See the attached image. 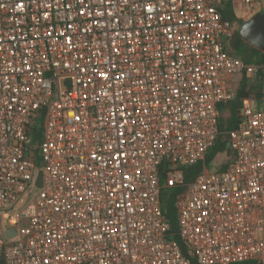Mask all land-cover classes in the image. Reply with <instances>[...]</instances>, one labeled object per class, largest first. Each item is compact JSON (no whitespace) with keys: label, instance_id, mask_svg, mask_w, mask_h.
I'll use <instances>...</instances> for the list:
<instances>
[{"label":"built area","instance_id":"1","mask_svg":"<svg viewBox=\"0 0 264 264\" xmlns=\"http://www.w3.org/2000/svg\"><path fill=\"white\" fill-rule=\"evenodd\" d=\"M233 1L0 0V264H264V85L226 168L183 171L218 141L233 78L264 68L228 49ZM181 186L173 233L162 194Z\"/></svg>","mask_w":264,"mask_h":264},{"label":"trees","instance_id":"2","mask_svg":"<svg viewBox=\"0 0 264 264\" xmlns=\"http://www.w3.org/2000/svg\"><path fill=\"white\" fill-rule=\"evenodd\" d=\"M223 17L232 22H237L236 15L232 9L231 4L227 5L225 10L223 11ZM229 51L244 60L247 64L257 65L260 67H264V52L259 50L258 48L252 46L247 43L242 36L240 35V31L237 30L233 40L228 45ZM258 84L252 85L249 87V79L247 73L243 74V78L240 81L238 86L236 98L226 104L221 106L222 118L220 120L219 128H220V137L216 144L209 150L205 162H200L194 166L184 168V178L186 184L192 183L204 170L205 165L210 166L216 159L219 154L231 155V152L227 148L228 144V132L232 129L236 128L238 125V113L242 107V103L245 99L250 97V88L251 91H256L260 89L264 85V68L258 70L257 75ZM229 112V116L227 119L223 118V113ZM43 125V114L39 115L37 120L33 123L30 129V136L34 143H40L42 140V128ZM39 153L38 150L36 152V160L37 165L40 171V158L38 160ZM226 164L223 166V169L226 168ZM167 178L166 174L161 175V183L164 184ZM185 187H176L169 191H164L162 194V201L164 205V213L166 217L169 219L172 232L176 233L179 230L178 226V217H177V195L184 191ZM192 264H198L196 260L192 261ZM238 264H258L255 261H246Z\"/></svg>","mask_w":264,"mask_h":264},{"label":"rangeland","instance_id":"3","mask_svg":"<svg viewBox=\"0 0 264 264\" xmlns=\"http://www.w3.org/2000/svg\"><path fill=\"white\" fill-rule=\"evenodd\" d=\"M232 9L236 15V29L238 31L241 30L243 23L247 22L248 20H250L252 18L253 15H255L258 12H264V0H260V6L257 10H255V12H253L252 10L249 9V7L245 4L244 0H234L231 4ZM257 73L255 75H247L249 79V87H251L252 85H257L258 84V79L256 78ZM243 75L241 77L236 76L233 78V82H238L240 84V81L242 80ZM229 112L223 113V118L227 119L229 116ZM227 161V155L223 154H219L215 161L209 166L210 170H215V168L217 167H222L226 164ZM33 192L34 194L31 195L29 198H32L34 195H38L40 193V189L33 187ZM21 208V206L19 207V209ZM16 210L15 212H13L12 214H17V212L19 211Z\"/></svg>","mask_w":264,"mask_h":264},{"label":"water","instance_id":"4","mask_svg":"<svg viewBox=\"0 0 264 264\" xmlns=\"http://www.w3.org/2000/svg\"><path fill=\"white\" fill-rule=\"evenodd\" d=\"M242 38L252 46L264 52V12H258L250 20L243 23L240 30ZM36 185L38 188L43 186V173L40 171L37 175ZM15 228L9 229L7 236L16 235Z\"/></svg>","mask_w":264,"mask_h":264}]
</instances>
